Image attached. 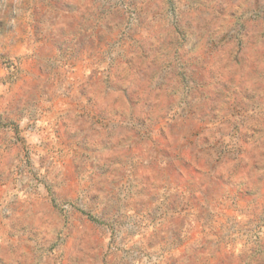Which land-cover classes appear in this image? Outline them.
<instances>
[{
	"label": "rangeland",
	"instance_id": "rangeland-1",
	"mask_svg": "<svg viewBox=\"0 0 264 264\" xmlns=\"http://www.w3.org/2000/svg\"><path fill=\"white\" fill-rule=\"evenodd\" d=\"M0 264H264V0H0Z\"/></svg>",
	"mask_w": 264,
	"mask_h": 264
},
{
	"label": "crops",
	"instance_id": "crops-1",
	"mask_svg": "<svg viewBox=\"0 0 264 264\" xmlns=\"http://www.w3.org/2000/svg\"><path fill=\"white\" fill-rule=\"evenodd\" d=\"M93 38L97 39L99 38L98 34L95 33L93 34ZM85 56H88V53L85 54ZM211 55L207 56L206 54H198L193 56L192 58V68L193 70L196 72V79L198 82V87L202 90H204L206 87H210L211 86V81L212 79L209 78V76H205V71H207L210 75L211 73V67L213 66L212 64V57H210ZM81 71H90L94 70L97 71L98 68L101 67V65L97 62H93V63H89L88 61H82L80 63L77 64V66ZM224 124L220 125L218 127H213V128H203L199 131L198 135H203L206 134V136L211 137L215 139L218 135H226L228 132L225 131L224 129ZM210 140V143H212V141ZM209 145V144H208ZM207 145V146H208ZM206 147L205 145H203L201 142L198 141L197 144H192V148L189 149L192 152V156L193 157H201L202 154L205 153V149ZM204 150H203V149ZM206 150H208L211 153H215L214 150H217V147L211 148L210 146L208 148H206ZM178 152V150H177ZM179 155L184 153V148H181V150L179 151ZM217 156H209V170L212 173L209 176V181L206 182V184H204L206 187L205 188H201L204 187L203 186V181L202 178H200V176L195 177L194 179H191L190 182H188L187 180H185L183 177H176L175 179V183L177 185V187L179 186V189L177 190V192H179L182 195V198H189V196L192 199H205L207 198V200H224L226 198L227 195L229 194H236L238 195V191L237 189L232 188L226 181L225 178L216 177V173L218 172L220 167L223 166H227V162L229 161V155L226 156H221L219 158V160L216 159ZM204 161V158L202 159V162ZM185 183H188L189 185H191V192L188 191H184L185 188ZM185 194V195H184ZM239 197H241L240 195H238Z\"/></svg>",
	"mask_w": 264,
	"mask_h": 264
}]
</instances>
